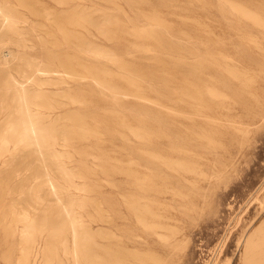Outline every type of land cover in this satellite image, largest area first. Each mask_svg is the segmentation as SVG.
<instances>
[{
	"label": "rangeland",
	"instance_id": "obj_1",
	"mask_svg": "<svg viewBox=\"0 0 264 264\" xmlns=\"http://www.w3.org/2000/svg\"><path fill=\"white\" fill-rule=\"evenodd\" d=\"M0 2L25 19L0 16L17 52L0 62V132L8 73L43 58L57 106H33L82 173L72 190L95 233L82 264H264V0ZM45 170L67 183L47 151H0V264H42L20 216L61 218Z\"/></svg>",
	"mask_w": 264,
	"mask_h": 264
},
{
	"label": "bare ground",
	"instance_id": "obj_2",
	"mask_svg": "<svg viewBox=\"0 0 264 264\" xmlns=\"http://www.w3.org/2000/svg\"><path fill=\"white\" fill-rule=\"evenodd\" d=\"M0 16H3L7 24L14 26L25 20L1 2ZM12 41L10 38L0 39V62L9 63L16 57V50L8 44ZM32 58L30 62L35 64L32 72L21 69L18 75L11 71L8 73L9 83L7 82L6 88L13 90L14 106L1 126L3 131L0 132V151L4 152L9 149L11 143L14 144V148H17L22 142L27 146H35L38 152L47 151L54 159L55 166L65 175L67 183L60 185L48 170L39 174L45 177L46 182L56 194L55 200L58 203L61 218L52 224L47 218L39 219L37 215L29 211L28 207H23L20 219L23 221L22 236L26 241L24 255L27 256L30 252H34L35 259L40 256L42 264H52L55 258L64 264L59 252V248H62V252L72 258L73 264H82V256L87 250L86 243L95 239V233L90 226L85 224L78 210L85 206L86 198L75 193L72 187L79 189H86V187L79 185L76 181V176H82V173L69 167L64 160L66 152L57 148V144L62 142L68 144L69 141L63 131H58L56 118L45 122L43 119L46 113L33 106L39 105L38 107L45 106V108L57 106L49 100L52 96L45 89V84L50 82L51 77L42 75L56 69L47 65L43 58L38 59L34 56ZM70 96L79 99L76 94H70ZM47 100L49 101L45 102ZM61 136H63L62 140L59 139ZM64 190L68 193L62 194ZM42 199L43 196L39 193L36 200L42 201ZM255 242L257 240L254 237L250 239L249 247L256 246ZM251 252L253 250H248V253Z\"/></svg>",
	"mask_w": 264,
	"mask_h": 264
}]
</instances>
